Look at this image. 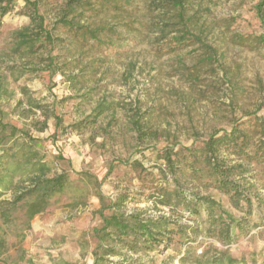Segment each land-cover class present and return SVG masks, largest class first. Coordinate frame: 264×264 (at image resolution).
Segmentation results:
<instances>
[{
	"label": "rangeland",
	"instance_id": "rangeland-1",
	"mask_svg": "<svg viewBox=\"0 0 264 264\" xmlns=\"http://www.w3.org/2000/svg\"><path fill=\"white\" fill-rule=\"evenodd\" d=\"M25 1L35 0H16L0 18V122L24 133L19 143H32L48 162L49 176L65 174L69 183L29 219L18 203L11 223L3 225L0 264H92L96 230L101 217L112 213L107 205L117 193L132 197L119 212L156 213L138 195L142 186L130 163L155 174L159 151L197 147L232 127L255 128L252 141L258 144L256 125L264 121V0H121L119 9L83 13L91 29L108 28L98 38L106 42L103 49L78 48L62 34L57 20L65 0H40L38 12L55 45L19 57L10 47L15 32L32 29ZM96 107L104 111L92 122ZM10 141L9 128L0 131V152ZM245 165L240 183L250 205L192 178V192L210 195L235 221L246 222L232 243L203 236L186 243L173 236L166 246L123 250L105 259L264 264V205L258 202L264 200V160ZM12 197L11 190H0V200Z\"/></svg>",
	"mask_w": 264,
	"mask_h": 264
},
{
	"label": "trees",
	"instance_id": "trees-1",
	"mask_svg": "<svg viewBox=\"0 0 264 264\" xmlns=\"http://www.w3.org/2000/svg\"><path fill=\"white\" fill-rule=\"evenodd\" d=\"M15 1L0 0V18L12 9ZM26 2L24 7L29 6L26 15L34 30L25 27L15 32L10 52L19 57L37 48L55 45L53 33L38 12L40 0H35L31 5ZM121 3V0H65L57 20L58 28L78 48L90 44L103 49L106 42L98 38L108 28L91 29L83 23V13L107 6L116 9ZM173 7L179 6L173 4ZM260 12L264 13L262 10ZM177 17L180 24L182 16ZM50 62H53V58ZM103 111V107H96L92 118H89L94 122ZM256 126L260 128L261 137L257 145L252 141L256 134L254 127L251 126L254 128L252 131L251 128L232 127L230 131L210 134L197 147L192 148L191 145L159 151V162L155 167L158 172L155 174L136 161L130 163L142 186L138 195L150 202L156 213L119 212L132 197L128 193H117L107 205L113 210L112 213L101 217V226L96 230L98 243L93 249L92 264H116L105 257L123 255L125 251L149 250L154 245L166 246L173 236L186 243L195 242L198 236L214 238L223 245L232 243L247 226L246 222L235 221L227 211L221 210L210 195L192 192V178L204 188L212 184L235 203L243 200L250 205L248 189L243 188L240 181L247 170L245 164L264 160V121ZM7 128L11 144L0 152V190H11L13 197L11 200H0V236L5 232L3 225L13 220V211L18 203H23L29 219L43 211L49 199L62 192L69 183L65 174L49 176L48 162L33 148L32 143L25 140L19 143L18 139L24 133L14 125L0 122L1 132ZM141 171H145L144 176ZM236 176L240 178L236 179ZM258 202L264 205V200L259 199ZM201 215L205 217L201 218Z\"/></svg>",
	"mask_w": 264,
	"mask_h": 264
}]
</instances>
